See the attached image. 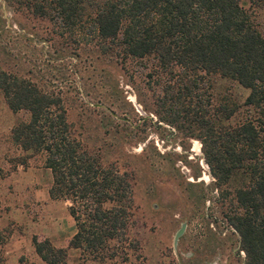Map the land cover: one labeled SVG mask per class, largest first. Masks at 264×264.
<instances>
[{
    "label": "trees",
    "instance_id": "1",
    "mask_svg": "<svg viewBox=\"0 0 264 264\" xmlns=\"http://www.w3.org/2000/svg\"><path fill=\"white\" fill-rule=\"evenodd\" d=\"M3 1L16 14L49 22L62 38L56 51L72 50L76 57L82 51L92 61L107 58L122 66L135 62L149 79L166 75L158 93L160 120L200 140L212 184L224 200V219L238 236L242 264H264V35L255 22L264 0ZM20 70L17 63H0V92L8 107L29 114L12 128L11 138L23 151L45 155L49 196L68 201L74 221L65 247L33 237L36 254L46 264H65L71 248L102 264L128 261L140 250L132 233L134 172L105 160L121 138L118 118L76 95L80 89L71 83ZM212 76L232 80L247 96L242 102L206 97ZM78 110L83 119L71 120ZM240 110L244 115L233 122ZM102 112L115 124L105 131ZM119 120L128 124L126 117ZM108 137L116 143L108 144Z\"/></svg>",
    "mask_w": 264,
    "mask_h": 264
},
{
    "label": "rangeland",
    "instance_id": "2",
    "mask_svg": "<svg viewBox=\"0 0 264 264\" xmlns=\"http://www.w3.org/2000/svg\"><path fill=\"white\" fill-rule=\"evenodd\" d=\"M255 22L264 35V10L255 14ZM53 30L49 22L16 14L0 0V63L5 68L17 63L24 73L32 69L55 84L71 83L80 89L73 90L76 95L106 107L107 113L111 109L118 118L121 138L117 143L106 138L108 144H116L105 160H116L134 172L132 233L140 241V250L118 264H242L238 236L224 219V200L212 184L200 140L159 118L158 93L166 75L149 79L135 62L122 66L107 58L92 61L82 51L78 57L72 50L56 51L62 38ZM207 84L205 95L213 100L224 96L242 102L248 94L220 76L208 78ZM78 112L83 113L72 112L70 119H83ZM244 113L240 110L232 121ZM103 114L98 119L105 131L115 124ZM122 117L128 124L119 120ZM28 119L26 111H12L0 92V264H46L35 252L33 237L48 238L59 248L74 233L69 202L49 196L52 174L45 155L25 152L11 138L12 128ZM74 128L81 130L78 123ZM65 264L102 263L71 248Z\"/></svg>",
    "mask_w": 264,
    "mask_h": 264
},
{
    "label": "water",
    "instance_id": "3",
    "mask_svg": "<svg viewBox=\"0 0 264 264\" xmlns=\"http://www.w3.org/2000/svg\"><path fill=\"white\" fill-rule=\"evenodd\" d=\"M113 115H116L114 112H112ZM183 227H184V224L182 225V227L177 231L176 235H175V242L176 240L178 239V237L181 235V233L183 232Z\"/></svg>",
    "mask_w": 264,
    "mask_h": 264
}]
</instances>
